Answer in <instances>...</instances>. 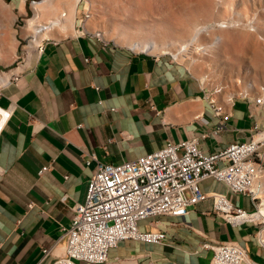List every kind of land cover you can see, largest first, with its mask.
<instances>
[{"label":"crops","instance_id":"0c3cea01","mask_svg":"<svg viewBox=\"0 0 264 264\" xmlns=\"http://www.w3.org/2000/svg\"><path fill=\"white\" fill-rule=\"evenodd\" d=\"M30 15L29 0H0V71L12 72L0 86V108L10 112L0 130V264H51L63 254V228L72 207L84 203L98 161H133L192 138L205 153H216L249 141L254 123L264 127V107L241 97L217 96L222 112L216 114L207 99L213 89L190 63L81 35L78 12L72 29L53 31L41 51L23 50ZM222 43L227 49L230 41ZM21 52L26 56L19 64ZM220 121L225 128L216 132ZM201 189L210 196L187 215L139 223L142 231L165 233L161 243L122 241L110 261L210 264L213 247L232 241L247 250L243 264H264L262 227L227 222L214 211L211 195L225 194L250 212L251 199L213 178Z\"/></svg>","mask_w":264,"mask_h":264},{"label":"built area","instance_id":"2783aa9c","mask_svg":"<svg viewBox=\"0 0 264 264\" xmlns=\"http://www.w3.org/2000/svg\"><path fill=\"white\" fill-rule=\"evenodd\" d=\"M43 2L29 0L31 15L24 20V25L28 26L30 20L35 24L22 45L23 50L33 47L41 51L45 41L50 40L51 33L60 25L53 19L41 20L40 7ZM83 2L85 0H81L80 4ZM65 16L63 13L62 17ZM90 18V9H84L78 18L79 33L104 41L106 37L101 31L88 30ZM226 24L229 27L234 25ZM167 54L174 61H179L181 56ZM25 56L21 52L16 62L20 64ZM249 88L252 90L254 87L249 85ZM222 93L223 88H214L207 98L218 115L222 107L216 106V100ZM234 97H227V101L232 102ZM240 97L252 104L253 108L264 107V85L260 87L259 96L245 92ZM0 115L3 119L1 130L10 112L0 108ZM224 128V121H220L216 132ZM47 169L44 167L40 173ZM208 178L222 182L232 193L244 194L251 199L255 205L252 212L235 206L225 194L211 195L214 211L227 222L234 226L246 223L260 225L258 242L264 246V214L260 209L264 204V127L254 123L249 141L232 143L216 153H205L199 147L198 138H192L180 143L167 142L161 149L133 161L120 164L98 161L97 170L88 182L84 203L72 207L71 223L63 228L66 241L64 252L51 264H125L118 261L112 263L111 250L126 240L161 243L165 233L142 231L139 223L161 215H187L190 207L210 196L201 189V182ZM187 191H190V196ZM50 251L44 249V254L48 255ZM213 251L210 264L248 262L247 250L236 242H220L213 247Z\"/></svg>","mask_w":264,"mask_h":264},{"label":"rangeland","instance_id":"374dc122","mask_svg":"<svg viewBox=\"0 0 264 264\" xmlns=\"http://www.w3.org/2000/svg\"><path fill=\"white\" fill-rule=\"evenodd\" d=\"M91 1L87 28L101 31L107 40L126 46L132 40L173 43L170 49L150 53L176 54L177 41L189 40L199 25L205 26L208 30L199 33L190 53L180 56L179 61L190 63L197 72L201 69L199 78L212 89L223 88L225 97H240L245 92L260 95L264 85V0ZM86 8V3L79 4L78 17ZM63 12L60 9L56 15ZM50 17L45 15L41 20ZM220 22L234 25L221 29ZM217 35L222 37L219 44H215ZM225 37L230 41L227 49L222 43ZM246 68L253 73H245Z\"/></svg>","mask_w":264,"mask_h":264},{"label":"bare ground","instance_id":"6f19581e","mask_svg":"<svg viewBox=\"0 0 264 264\" xmlns=\"http://www.w3.org/2000/svg\"><path fill=\"white\" fill-rule=\"evenodd\" d=\"M80 1L81 0H44L42 6L40 7V17H44L45 15H47L48 14L47 10H50L51 14H49V15H51V17L49 19H53V20L59 22L60 25H59L57 31H61V32L65 33L69 29H72V27L74 26V22L76 20L75 16L78 12V7L80 4ZM85 3L87 5L86 9H91L90 7H91V5H93L92 1L91 0L90 1L85 0ZM60 9H62L64 11L63 13L66 14V16L64 18L62 17L63 13L61 15H56ZM226 23L227 22H220L218 27L221 29L229 27V25ZM34 24H35V22L33 20H30L28 22V26H26L27 29L29 31L34 29V27H32V26H34ZM199 26L201 28L198 27L197 29H195V33L193 34V36L189 40L177 41V42H179V47L176 48V50H175L176 54L182 56L183 54L190 53V51L192 50V43H194L195 41L198 40L199 33H201L202 31L204 32V31L208 30V29L206 30L205 26H202V25H199ZM215 39H216L215 44H219L222 40V37L217 35ZM181 41H183V42H181ZM172 44L173 43H171V45L170 44L168 45L166 43L161 44V43H158L156 41L132 40L130 42L129 47L133 50L141 49L144 51L151 52V51L163 50V49H167V48L170 49L171 48L170 46H173ZM199 49L201 50L202 48H199ZM11 74H12L11 71L10 72H3L0 74V86L6 84L8 82ZM2 121H3V119H2V116L0 115V124L2 123ZM260 209H261V212L264 214V204L260 207ZM263 236H264V232H263Z\"/></svg>","mask_w":264,"mask_h":264}]
</instances>
